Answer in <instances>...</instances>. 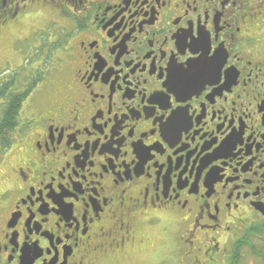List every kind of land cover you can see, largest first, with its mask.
Listing matches in <instances>:
<instances>
[{"label": "flooded vegetation", "instance_id": "obj_1", "mask_svg": "<svg viewBox=\"0 0 264 264\" xmlns=\"http://www.w3.org/2000/svg\"><path fill=\"white\" fill-rule=\"evenodd\" d=\"M7 39L0 81L61 78L0 123V264H162L158 228L184 264H264V0H0Z\"/></svg>", "mask_w": 264, "mask_h": 264}, {"label": "rangeland", "instance_id": "obj_2", "mask_svg": "<svg viewBox=\"0 0 264 264\" xmlns=\"http://www.w3.org/2000/svg\"><path fill=\"white\" fill-rule=\"evenodd\" d=\"M46 10H49V8L48 7L36 8V10H34V13H33V21L28 23V24L25 23V25L22 27L23 28L22 32H25V31L27 32L31 29L34 31V30H37L38 28H43L42 32H47L51 29H55V25H53L51 22H49L50 20H48V16H50V14H47L44 12ZM35 37L39 38L41 40L40 35H36ZM5 42H7L8 45H5ZM5 42L0 45V64H2L4 60H6L8 53H9L10 44L12 43L11 39L10 40L7 39V40H5ZM60 42H61V39H60ZM50 57L52 59L54 58V56H50ZM17 58H19V60L16 63H19L21 56L18 55ZM39 61L40 60H34L31 62H28L29 63V64H27L28 69L24 73L19 72L17 74H15V73L13 74V80H15V82H14L15 86L20 91H26V95H29L31 93V90H29V88H30V86H34V83H36V82L42 83V87H41L42 90L40 89V93H42V94L48 93V95H49L50 92H52L53 90H55L56 88H58L60 86V85H58L59 79L61 78V75H60L61 74L60 73L61 66H60V64L49 65V62H45V61L39 62ZM37 62H39V63H37ZM17 69L21 71V68H17ZM41 69H43V71L46 70V72L41 73L39 77L38 76L33 77L32 74L39 73ZM8 74H11V72H8ZM5 82H7V81H5ZM38 92L33 94V97L35 95H37ZM30 105H32V104H30ZM30 105L27 104L25 106V109L27 108V110H28ZM22 110L23 109H21V111ZM21 114H22V112H21ZM161 229L158 228L155 231V233H156V234L154 233L155 236L153 234H151V236H150V237H155L154 243H153V240L151 241V243H153V246L161 249L160 250L161 254H156L157 255L156 260H158V257L161 256L163 259V264H184L183 257H181L180 255L179 256L173 255L170 252V251H172V249H169V248L175 245L176 240L171 237V233L169 230H166V231H164V233H162V232H160ZM162 234L170 235V237L165 238L164 241L160 243V241L163 238Z\"/></svg>", "mask_w": 264, "mask_h": 264}, {"label": "trees", "instance_id": "obj_3", "mask_svg": "<svg viewBox=\"0 0 264 264\" xmlns=\"http://www.w3.org/2000/svg\"><path fill=\"white\" fill-rule=\"evenodd\" d=\"M5 81H3L2 84H0V95L2 96L4 95L5 92L10 91V96L9 98H7V103L5 104V108L2 110V118L0 120V123H5L7 120L11 119L12 115L16 116L18 114L21 107V103L26 96V91L21 92L20 90H18V88L17 91L12 92L13 89L16 90L14 82L9 80H5ZM32 87L33 86H30L29 90Z\"/></svg>", "mask_w": 264, "mask_h": 264}]
</instances>
